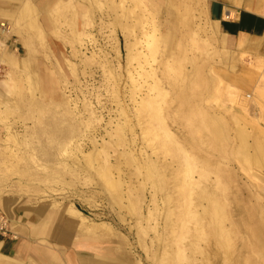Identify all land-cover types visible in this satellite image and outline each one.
I'll return each instance as SVG.
<instances>
[{
  "label": "rangeland",
  "instance_id": "obj_1",
  "mask_svg": "<svg viewBox=\"0 0 264 264\" xmlns=\"http://www.w3.org/2000/svg\"><path fill=\"white\" fill-rule=\"evenodd\" d=\"M56 1L36 4L26 0L8 22L2 20L5 27L1 28L0 41L4 49V40L13 35L9 27L18 20L21 28L33 11L45 34L50 58L58 61L67 80L65 93L70 99L68 104L60 101L58 90L41 94L38 83L43 80L47 87V71L41 70L47 69L49 60L37 41L25 34L18 38L16 58L34 59L36 85L30 94L25 74L12 72L18 91L11 101L16 102L17 111L1 117L0 158L12 148L21 159L11 160L13 164L0 178V199L35 208L45 217L43 227L50 232L40 238L38 258L11 264H264V169L236 162L229 147L207 143L209 135L204 127L188 129L194 119L204 121L213 113L227 117L232 112L264 127V100L253 91L264 89L262 44L251 43L238 50L234 38L224 37L220 31L212 34L214 40L196 31L197 22L207 30L211 27L201 12L200 0L190 1V31V25L180 18L181 7L170 9L176 16L172 19L168 0H153V7L160 10L154 21L162 22L163 35L155 40L148 61L155 69L159 94L154 95L156 108L135 113L131 99L135 93L126 73L125 38L112 26L121 8L109 0H63L70 5L53 15ZM19 12L24 16L17 18ZM53 17L60 38L51 36ZM84 19L89 21L85 26L88 36L82 37L80 45L72 22L80 25ZM122 20L131 21L128 17ZM221 39L230 44L227 52L218 46ZM51 42L60 45V55L53 56ZM27 48H33L30 56H26ZM238 51L245 52L246 59L237 62L234 74L226 70L227 60ZM165 57L168 64L163 63ZM211 65L224 70L218 79H211ZM0 67L5 75L8 68L5 64ZM240 73H249L251 79L240 83L236 79ZM61 80L58 78L59 87L65 83ZM139 83L143 84L141 79ZM236 91L242 94L239 103ZM118 121L122 128L115 130ZM77 123L89 129L98 142L100 154L90 163L81 153L62 145L63 131ZM6 124L11 125L8 131ZM164 128L180 142L196 145L201 156L197 165L165 136ZM105 130L110 135H104L108 143L101 146ZM8 134L16 137V146L6 140ZM119 135L124 138L122 143ZM81 139L83 152L90 151L87 140ZM202 157L212 166L205 176L200 175ZM107 168L113 177L117 168L120 171L125 192L122 206L102 184L100 173ZM249 175L258 178V186ZM216 176L221 181V187L215 188L220 215L214 214L213 204L206 201L204 212L193 206L200 188ZM188 177L197 181L192 191L184 184ZM127 196L135 205L133 212L125 207ZM69 207L78 209L85 222L81 224L69 213ZM58 236L67 241L61 238L62 243Z\"/></svg>",
  "mask_w": 264,
  "mask_h": 264
},
{
  "label": "bare ground",
  "instance_id": "obj_2",
  "mask_svg": "<svg viewBox=\"0 0 264 264\" xmlns=\"http://www.w3.org/2000/svg\"><path fill=\"white\" fill-rule=\"evenodd\" d=\"M111 4H116L121 8V14H117L114 22L112 23V26L117 28V32H120L123 37L125 38V65H126V73L128 76V79L131 82L132 86V93L135 95L131 96L132 103H133V109L135 113H140L143 110L146 109H154L155 102H154V95L159 94V88H158V78L154 75L155 69L152 67L151 63L148 61V57H152L153 55V44L155 40H157L159 37H162V22L159 21L156 23L154 21L156 14L160 12L159 8L153 7V0H109ZM192 0H168L167 1V7L169 8V15L172 19L176 18L175 14L170 11L172 7L177 6L182 8V12L180 15V18L182 22L186 25H190L188 22V19L190 18V10L192 9L191 2ZM229 5H232L236 8H244L247 10H256L259 12H264V0L260 1H254V0H225ZM70 5V1H63L58 0L55 2L53 12H51L53 15H58V13L61 12L65 7ZM155 6V3H154ZM156 8V9H155ZM155 9V11H154ZM200 9L201 12L205 15L207 21L211 23L210 30H207L203 28V26L197 22L195 24L196 31H201L206 38L209 40H214L212 38V34L214 32H219L218 23L216 21H213L209 17V0H200ZM76 13V9L74 10ZM24 16L23 13L19 12L17 15V18ZM75 16V14L73 15ZM189 18H188V17ZM226 16L228 18H232L234 16V11L232 9L226 10ZM9 17H12L10 15ZM130 18V22H124L122 18ZM18 20L15 21L13 26H10L11 32L15 34L18 38H23V35L25 34L28 38L31 40H35L39 43L40 47L44 49L45 55L47 59L49 60L48 67H47V76H46V82L47 87L44 86L43 80L42 83H38V88L41 92V94L50 95L51 92H54V90H58L61 100H63L64 103L68 104L70 102V99L68 95L65 93L66 87V78L62 71H60L57 60H53L50 58L51 55H49L48 50V44L45 38V34L43 30L41 29V25L39 21L37 20V16L33 14V11H31L30 19L24 21V25L20 28L18 26ZM52 22V31L51 36L55 38H60V32L56 25V19L53 17L51 19ZM89 21L87 19H84L80 25L76 22H72V31L74 33V36L77 40V42L81 45L82 44V37L88 36V34L85 31V26H88ZM0 26H5L4 22H0ZM192 25H190L191 30ZM137 29V32H136ZM193 30V29H192ZM115 31V29H114ZM1 33H3V30H1ZM224 37H227L224 33H222ZM115 48L117 47L118 41L116 38H114ZM218 46L226 51L228 50V47L230 46L229 43L226 42V40L221 39L217 42ZM234 45L238 50H241L243 48H248L251 46V41L247 38L245 35H241L234 39ZM2 43L0 41V52ZM26 50V56H30L32 54L33 48L25 49ZM51 50V49H50ZM227 52V51H226ZM116 53L118 54V51L116 49ZM52 57V56H51ZM167 59V57H165ZM246 55L243 51H238V54L230 56V58L227 60L228 66L226 68L227 71L231 73H236L237 69V62H245ZM119 62V61H118ZM226 62V61H225ZM0 63L5 64L7 69V73L4 76V79L2 80L3 86L6 88L4 93L0 96V120L1 117L7 116L10 113H15L17 111L16 102L11 101V97L13 95L17 94L18 88H17V80L12 75V72H23L25 74L26 82H27V90L31 94L33 90H35L36 85V75L34 73L35 64L34 59H27L21 58L18 60L16 58V55L13 53H6L3 50V57L0 59ZM164 64H168V59L163 62ZM148 64L149 68H146L144 65ZM120 65V63H119ZM224 70H221L215 65L210 66V75L211 79L214 80L215 78L218 79V77L223 74ZM59 79H62V82H65L62 87H59L60 81ZM139 79L143 82V84L139 83ZM236 79L240 81V83H247L251 79V75L249 73H240L238 76L236 75ZM145 88V90H142ZM254 94L257 98L264 100V89H253ZM116 94V92H115ZM237 97H238V103L240 99L242 100L241 96L242 94L236 91ZM245 96H249L248 94H245ZM114 99L116 103L118 102L117 95H114ZM242 103V102H241ZM262 105V104H261ZM92 112V111H91ZM111 121V120H110ZM109 121V122H110ZM82 124V123H80ZM80 124H70L67 126L68 128L66 131H63L62 137H63V146H70L72 150L76 153H81L82 158L85 160L86 163H90L92 161V158L98 154L100 151L97 149V140L93 134H91L89 129H82L80 127ZM122 123L119 121L115 125V130H119L122 128ZM194 127H204L208 131V135L205 138V141L207 143L210 141L212 143L218 144L220 147H229V153L230 155L234 156L235 161L239 162L244 165H255L260 166L264 169V127L259 123H252L248 121L247 119H244L240 117L236 113H229L228 116H224L218 113L209 114L204 121L195 120L192 121V124L189 126V131H191ZM11 128V125L6 124L7 131ZM165 136L167 135L177 148L183 152V155L190 163H196L198 164V160H200L201 156L198 155V150H196V145L193 143H189L188 145L185 143L180 142L177 140L174 136L170 135L166 130V128L163 129ZM118 132V131H117ZM76 133V134H75ZM104 135H110V132L108 130L104 131L103 136H101L102 145H106L108 142L105 141ZM66 137L69 138L68 141L66 140ZM84 138L87 140V144L91 146V150L87 152H83V144L80 142L81 138ZM122 135H119L118 141L122 143ZM251 139V143L249 144L248 141ZM6 140H11L16 146V137L14 135L8 134L6 137ZM118 142V143H119ZM249 150H252L253 153H250ZM65 151V149H63ZM100 154V153H99ZM2 158H0V178H2L3 175H6L8 169L10 168L13 162L21 159L19 155L15 153V150L12 148L5 150L1 153ZM64 155V154H63ZM203 159L200 161L199 168L202 172H200V175L205 176L204 173L208 172L212 169L211 164L208 162V159ZM149 161L152 163L153 161L149 159ZM155 163V162H154ZM153 163V164H154ZM119 169L117 168V176L113 177L112 173L110 172V169L107 168L103 170L100 175L102 176V184L104 187H106L112 194V199L115 203L122 206V201L125 199V192L122 191V185L123 181L120 178ZM250 179L255 183L254 186H258V178L255 177V175H249ZM197 181L192 178L188 177V179L185 180V185L190 187V191H192V187L195 186ZM221 181L218 179V176H216L213 180H211L207 185L200 188V190L197 193V198L194 203V208H199L200 211L204 212L208 206H206L203 201H206L207 203L213 204V212L214 214L220 215V209H221V203L218 199L217 193L215 188L219 189L221 187ZM264 188V187H263ZM191 195V192H189ZM127 195V193H126ZM173 201L175 198H172ZM127 204L125 207L129 212H133L135 209V205L127 196L126 198ZM170 200V196H167V201ZM169 202V201H168ZM262 207L264 208V197H262ZM3 206V209L6 210V207H4V203H1ZM174 206H177V204ZM69 213L75 215L78 217L79 222L84 223L85 222V216L78 210L73 207H69ZM219 217V216H218ZM44 220H41L38 224L33 225L32 227V234H35V232L38 231V228L43 226ZM2 257L3 261L2 264H11L13 262L12 257L0 255Z\"/></svg>",
  "mask_w": 264,
  "mask_h": 264
},
{
  "label": "crops",
  "instance_id": "obj_3",
  "mask_svg": "<svg viewBox=\"0 0 264 264\" xmlns=\"http://www.w3.org/2000/svg\"><path fill=\"white\" fill-rule=\"evenodd\" d=\"M26 0H0V22H8L10 15H13L16 11L20 10L22 4ZM39 4L40 0H30ZM232 9L234 11V16L228 18L226 16V10ZM209 17L213 21L218 23V28L221 33H224L227 37L237 38L241 35L247 36L252 44H262L264 52V12H259L256 10H247L244 8H230L226 6L221 0H211L209 3ZM0 28V35H1ZM15 34L7 37L4 40V49L0 52V59L3 57V50L6 53L15 54V50L18 52V46L15 44L18 37L11 39ZM1 38V36H0ZM50 49L53 56H58L61 54L60 45L56 42L50 43ZM2 63H0V66ZM38 67V62H37ZM1 68V67H0ZM0 73V96L6 88L3 86L2 80L4 79L3 69L1 68ZM42 68L41 72H46ZM1 203H4L3 209ZM0 211L3 212L13 223L14 232L17 235L16 240L3 239L0 237V255L12 257L14 263L23 262L29 258H38L40 238L43 234L50 231H46L43 226L38 228L35 234H32L33 225L38 224L45 217L39 213L35 208H30L28 205H22L15 200L0 199ZM40 214V215H39ZM58 235V234H57ZM54 237V235H53ZM57 239V236H55ZM60 237V236H58ZM64 239L63 236L58 238L61 242ZM53 239V242H55ZM63 243V242H62Z\"/></svg>",
  "mask_w": 264,
  "mask_h": 264
},
{
  "label": "built area",
  "instance_id": "obj_4",
  "mask_svg": "<svg viewBox=\"0 0 264 264\" xmlns=\"http://www.w3.org/2000/svg\"><path fill=\"white\" fill-rule=\"evenodd\" d=\"M5 26H0V28ZM1 73V68H0ZM0 237L3 239L16 240L17 235L13 229V223L3 212L0 211Z\"/></svg>",
  "mask_w": 264,
  "mask_h": 264
}]
</instances>
